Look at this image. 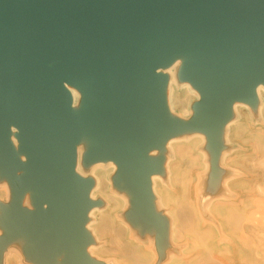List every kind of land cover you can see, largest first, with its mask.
I'll list each match as a JSON object with an SVG mask.
<instances>
[{
    "label": "water",
    "instance_id": "obj_1",
    "mask_svg": "<svg viewBox=\"0 0 264 264\" xmlns=\"http://www.w3.org/2000/svg\"><path fill=\"white\" fill-rule=\"evenodd\" d=\"M178 56H186L181 78L200 93L187 121L167 110V77L158 71ZM258 82L264 0H0V175L13 196L0 216V261L25 238L35 264H101L87 254L93 182L75 171L83 131L96 140L84 160L117 164L130 218L162 241L168 225L150 176L164 157L148 152L197 131L215 167L232 101L250 102ZM64 83L82 92L81 110L70 107ZM28 190L31 209L21 203Z\"/></svg>",
    "mask_w": 264,
    "mask_h": 264
},
{
    "label": "crops",
    "instance_id": "obj_2",
    "mask_svg": "<svg viewBox=\"0 0 264 264\" xmlns=\"http://www.w3.org/2000/svg\"><path fill=\"white\" fill-rule=\"evenodd\" d=\"M244 103L237 104L223 127L215 167L209 164V151L201 152V167L195 174L196 167H190L184 174V188L179 182L182 180L180 174L176 175L179 183L172 184L166 172L158 173L169 202H161L160 197L162 200L165 197L161 193L160 197L154 194L158 200V204L154 201V208L165 217L167 232L160 241L154 229L138 225L144 230L139 234L137 250L128 252L127 264H187L177 263L166 252L168 246L172 248L177 243L174 240L182 237L190 248L188 264H264V154L256 147L251 135L256 130L264 134V86L254 93L250 102ZM238 128L242 129L239 134ZM249 135L251 138H247ZM200 143L202 141L197 147ZM230 146H233L232 153L226 152ZM248 146L256 147L257 152H243ZM197 182H200L204 196L200 203L192 199ZM182 192L186 200L180 201ZM88 233L92 241L87 247H93L87 254L106 264L99 255L101 250L95 254L103 245L100 244L101 234L105 232ZM25 241V238H18L9 243L2 254L3 262L16 252L24 251ZM23 263L26 264L25 261L18 262Z\"/></svg>",
    "mask_w": 264,
    "mask_h": 264
},
{
    "label": "rangeland",
    "instance_id": "obj_3",
    "mask_svg": "<svg viewBox=\"0 0 264 264\" xmlns=\"http://www.w3.org/2000/svg\"><path fill=\"white\" fill-rule=\"evenodd\" d=\"M182 66V65H181ZM166 67V66H165ZM180 70L178 69V77H177V85H178V92L179 95L185 96V105L188 107L187 109H181L177 106H171V113L170 115L175 118H179L182 120H189L193 115V109L192 106L199 100L200 96H196L192 91H189V89L184 88L182 82L186 81L181 78L180 76ZM159 72L163 73L167 77V83L168 79H171V73L170 70H160ZM165 86V94H167L171 88V84ZM192 85V84H191ZM194 88V86L192 85ZM82 95L79 96L76 99V102L73 106L74 111H79L82 108ZM168 101V100H167ZM166 101V105H167ZM169 103V102H168ZM171 103V101H170ZM172 105V103H171ZM15 128L11 129V137L10 141L12 142V139L15 138L17 141L15 151L17 154V158L20 161L25 162L26 157L25 154L20 153L18 151L19 141L15 137ZM195 133H201L197 131H188L184 132L183 134H180L179 136H189L194 135ZM202 134V133H201ZM204 135V134H202ZM178 136V137H179ZM83 139H86L85 141L81 142V144L77 147V159H76V166L75 171L78 175H80L83 178H90L93 182L92 188L90 190V200L94 202V206L96 209L93 211V213L88 217L86 223L88 225L85 227L88 232H95L97 233L96 229V222L99 217V213L101 210H110L111 215L109 216L110 225L112 231H106L105 233L101 234V240L103 244L100 247L97 248V251L95 254L98 253V250H101L100 256L104 258V263L106 264H125L128 262V252H134L138 248V243L140 240V233H142L143 228L136 225L132 219L130 218V213L132 211V195L130 191L125 187V182L122 180H118V166L117 164L110 159L105 160H97V161H85L84 160V152L88 150L91 146H93L96 143V140L91 137H85ZM13 144V143H12ZM203 151H208L206 147V139L204 136V139L202 143H200V146L196 147L193 153L197 155L198 153H201ZM230 151L232 153L233 146H230V149L226 150ZM243 152H254L256 153V147L253 148L248 146L247 149H245ZM159 155H162L163 158V171L168 172L166 168V161L171 157V152L167 149V147H164L162 149H156L154 152H152L149 157L155 158ZM210 164V163H209ZM101 166L104 167L103 169V176L100 179L101 183L99 184L97 182L98 177L95 174V171L93 170L94 167ZM168 167V166H167ZM201 167V166H200ZM199 167V169H200ZM196 171H199L198 168L194 170V174ZM22 171H18L16 174L20 175L22 174ZM199 181V178H198ZM2 186H6V189H3ZM196 190L193 191L194 193L192 195L193 200H197L199 203L202 199L203 193L201 192V184L200 182H197L196 184ZM32 192L30 190L26 191L23 195V198L21 199V203L23 207L26 208H33V204L31 201ZM13 201L12 196V187L7 177L0 175V216L3 215L2 211L4 208H7ZM119 201V202H118ZM155 204H158V200H156V197L154 196ZM46 205L43 207L45 208ZM173 225V224H172ZM172 225H170V228L172 229ZM128 227V228H127ZM97 230V231H96ZM172 231V230H171ZM3 233V228L0 224V235ZM177 242L172 248L168 246L166 248V252L170 253L172 255V258H175L176 262H184L189 263L190 261V254L188 253L189 245H186L185 238H178L177 240H174ZM93 247V246H91ZM91 252V251H90ZM23 251H18L13 255V257L8 258V260L4 261L1 259L0 264H18V262H26V264H35L30 259L23 256ZM163 259V258H162ZM61 257H58V263L60 264ZM24 264V263H23ZM127 264V263H126Z\"/></svg>",
    "mask_w": 264,
    "mask_h": 264
},
{
    "label": "bare ground",
    "instance_id": "obj_4",
    "mask_svg": "<svg viewBox=\"0 0 264 264\" xmlns=\"http://www.w3.org/2000/svg\"><path fill=\"white\" fill-rule=\"evenodd\" d=\"M186 56H178L175 57L171 63L166 66V67H160L158 69V71L160 70H170L171 73V79H168V83L167 86L169 84L173 85L171 86L169 92L167 94H165V98L167 101V110L169 111V113H171V106H177L178 108L181 109H187L188 107H186L185 103V96L179 95L178 92V85H177V77H178V69L181 67L182 63L185 61ZM184 88L189 89V91H192V93H194L196 96H200V93L197 89L193 88L191 83L188 81H184L182 82ZM65 88L68 91L69 97H70V107L73 108L76 99L82 95V92L75 86H72L70 84L64 83ZM264 86V84L262 82H258L256 83V85L254 86V92L257 94L259 92V90L261 89V87ZM168 88V87H167ZM166 88V90H167ZM165 90V92H166ZM172 105H171V103ZM169 102V103H168ZM231 107L232 110L235 109V107L237 106V104H245L242 101H232L231 103ZM85 130V129H83ZM242 129L238 128L236 130L237 134L240 133ZM88 132L87 131H83V135H82V139L81 141L77 144V147L81 144V142L85 141L86 139H83L87 136ZM252 135V140L256 143V147L263 152L264 154V144H263V140H264V134L260 131V130H256L251 132ZM251 135H249L247 138H251ZM174 135V136H169L167 138V140L164 143V147H167V149L171 152V157L166 161L167 165V175L170 178V181L172 184H176L178 182L176 175L180 174L182 180H180L179 182H181V185H183V188L185 187V179H184V174H186L189 170L190 167H196L199 168L200 167V157H201V153H198L197 155H195L193 153V151L195 150V148L197 147L198 143L203 141L204 139V135H202L201 133H195L194 135H189V136H179ZM16 139L13 138L12 139V143L13 145L16 147ZM156 149H152L148 152V154L150 155L152 152H154ZM26 157V156H25ZM239 157V154L237 155V158ZM168 166V167H167ZM104 167L101 166H96L93 168V170L95 171V174L98 177L97 182L100 184L101 183V178L103 176V169ZM184 179V180H183ZM150 180H151V187H152V191L154 194L158 195V197H160L159 193H161L162 195H164L165 197L162 198L160 197L161 202H169V198H167L168 194H166L163 190V187L161 186V184L159 183V181H161V177L155 173L152 174L150 176ZM178 182V183H179ZM3 189H6V186H2ZM184 192L180 193L179 195V200H186L184 197ZM90 196V193H89ZM176 201V200H175ZM119 202V201H118ZM95 207H92L89 209L87 216L90 217V215L93 213V211L95 210ZM111 215V211L110 210H101L99 213V217L98 220L96 222V229L98 230V232L102 231V232H106V231H112L111 229V225H110V220H109V216ZM88 225V223L85 224V227ZM175 226V224H174ZM93 245H90L89 247H87V250L90 249V247Z\"/></svg>",
    "mask_w": 264,
    "mask_h": 264
}]
</instances>
